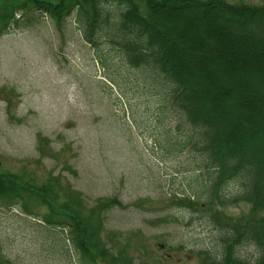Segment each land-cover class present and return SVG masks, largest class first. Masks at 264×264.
Wrapping results in <instances>:
<instances>
[{"label":"rangeland","instance_id":"obj_1","mask_svg":"<svg viewBox=\"0 0 264 264\" xmlns=\"http://www.w3.org/2000/svg\"><path fill=\"white\" fill-rule=\"evenodd\" d=\"M23 2L0 16V175L54 185L58 206L81 199L77 209L84 216L95 212L94 224L102 215L109 249L102 264H114L112 258L117 264H200L201 254L220 256L227 231L213 216L249 214L250 204L235 202L245 179L213 189L218 174L172 107L171 85L149 68L129 65L106 32L92 45L75 14L58 24L31 5L22 8ZM138 4L144 13L145 4ZM123 9L107 6L114 21ZM111 200L120 205L98 214V205ZM50 213L31 195L20 203L0 200V264H96L80 259L67 242L68 229L44 222ZM237 251L249 263L261 255L250 243Z\"/></svg>","mask_w":264,"mask_h":264},{"label":"trees","instance_id":"obj_2","mask_svg":"<svg viewBox=\"0 0 264 264\" xmlns=\"http://www.w3.org/2000/svg\"><path fill=\"white\" fill-rule=\"evenodd\" d=\"M22 1L11 0L12 6ZM138 1L145 4L144 13ZM110 4L124 8L116 21L107 11ZM30 5L58 24L75 14L87 42L96 46V34L106 32L129 65L149 68L171 85L172 107L193 128L194 147L218 174L213 189L221 190L232 178H244L245 193L235 202L252 206L249 214L238 220L213 216L227 231L223 251L220 256L201 254L200 264H264V3L24 0L22 8ZM13 15L14 10L10 17ZM9 23H4V30ZM23 181L0 175V200L20 203L26 194L38 198L51 212L44 222L69 230L67 242L80 259L96 264L107 261L109 249L102 238L99 212L119 202L98 205L94 224L95 212L84 216L77 209L81 199L58 206L59 193L54 185L40 188ZM183 204L190 209L195 205L190 200ZM52 212L64 219H52ZM249 243L261 252L255 263L243 261L237 253ZM111 261L117 264V258Z\"/></svg>","mask_w":264,"mask_h":264},{"label":"flooded vegetation","instance_id":"obj_3","mask_svg":"<svg viewBox=\"0 0 264 264\" xmlns=\"http://www.w3.org/2000/svg\"><path fill=\"white\" fill-rule=\"evenodd\" d=\"M10 4H12L11 0H0V5H2V8L0 9V11L3 12V14L0 13V16L4 15V13L7 11L6 8H8ZM14 8H16V7H14Z\"/></svg>","mask_w":264,"mask_h":264}]
</instances>
